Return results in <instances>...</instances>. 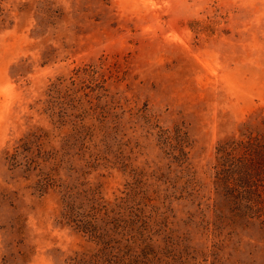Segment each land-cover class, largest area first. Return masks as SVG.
<instances>
[{"label":"rangeland","instance_id":"obj_1","mask_svg":"<svg viewBox=\"0 0 264 264\" xmlns=\"http://www.w3.org/2000/svg\"><path fill=\"white\" fill-rule=\"evenodd\" d=\"M221 142L264 151V0H0V264H128L66 194L149 264H264V204L226 197Z\"/></svg>","mask_w":264,"mask_h":264},{"label":"trees","instance_id":"obj_2","mask_svg":"<svg viewBox=\"0 0 264 264\" xmlns=\"http://www.w3.org/2000/svg\"><path fill=\"white\" fill-rule=\"evenodd\" d=\"M160 137L167 146L166 150L170 151L168 153H172L181 165L186 164L189 159L188 147L190 146L187 131L184 132L180 128H176L174 136L170 137L168 131L163 130ZM171 140L174 142L172 143ZM229 143L231 142H221L218 145V154L220 155L218 184L223 188L226 197L232 200L238 209L248 210L249 216L256 215V206L260 207L264 204L261 184V178L264 177V151L254 150L249 157L245 156L240 159L234 155L236 147ZM88 199L89 202H85L88 205V209H86L82 204H77L70 194L64 195L63 219L68 223L74 222L81 231L95 236L104 244V248H112L111 244L114 241L118 244L119 251L127 255L128 264H149L150 244L141 247L139 238L133 236L129 238L130 242L126 245H122L120 240H114V233L110 232L109 223H105L102 227L99 224L100 209L98 206L100 202L95 196ZM79 205L82 207L80 208ZM120 217L112 219L115 223H127L124 214H120ZM156 261L157 259H154L153 264Z\"/></svg>","mask_w":264,"mask_h":264}]
</instances>
